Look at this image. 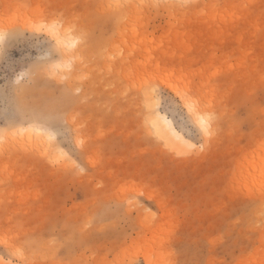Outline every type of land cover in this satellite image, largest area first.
Instances as JSON below:
<instances>
[{"label":"rangeland","instance_id":"374dc122","mask_svg":"<svg viewBox=\"0 0 264 264\" xmlns=\"http://www.w3.org/2000/svg\"><path fill=\"white\" fill-rule=\"evenodd\" d=\"M54 17L62 47L33 29ZM0 34L2 264L21 243L27 264H264V0H0Z\"/></svg>","mask_w":264,"mask_h":264},{"label":"snow or ice","instance_id":"6c2138e0","mask_svg":"<svg viewBox=\"0 0 264 264\" xmlns=\"http://www.w3.org/2000/svg\"><path fill=\"white\" fill-rule=\"evenodd\" d=\"M65 21L60 18H52L50 21L47 18L42 19L37 25H34L35 31H47L59 35L61 29H64ZM74 24L69 22L67 26V33L71 34L74 31ZM83 37L76 38V43H79ZM3 40V34H0V41ZM75 46V44L73 45ZM41 71L39 66L28 69L27 72H22L18 78V83L22 82L26 77H31ZM35 99V98H32ZM24 101L31 106L28 97ZM183 108L187 109L186 121L190 125V130H197L205 135H211L212 129V115L211 113L201 112L196 101L190 97H184ZM33 118L40 122L45 127L51 129L49 135L59 134L62 126L68 124L67 112L63 111L59 106L52 103H45L39 109L32 108ZM194 147V145H193ZM25 249L23 243L16 247V254L21 257L23 264H27L24 260ZM21 261H12L11 264H21Z\"/></svg>","mask_w":264,"mask_h":264},{"label":"bare ground","instance_id":"6f19581e","mask_svg":"<svg viewBox=\"0 0 264 264\" xmlns=\"http://www.w3.org/2000/svg\"><path fill=\"white\" fill-rule=\"evenodd\" d=\"M169 6H171V3L169 2ZM32 30V27H30ZM34 29V28H33ZM47 33V31L45 32ZM52 39L58 44V47H62L63 45L67 44L64 43V36L63 32L60 30L59 35L53 34L48 32ZM47 33V34H48ZM146 104L149 110H152L153 104L152 99L148 98L146 100ZM147 121L150 125L151 131L155 134L156 137H158L160 140H162L166 146H169L171 148L178 147L180 145H188V142L172 127L171 122L165 118L163 115H161L159 112L155 111L147 116ZM26 131V135L31 137L33 135V132L37 135L43 134V129L38 126H29L25 129H20L18 132ZM187 147V146H186ZM191 147V146H190ZM5 261L0 258V264L4 263Z\"/></svg>","mask_w":264,"mask_h":264}]
</instances>
